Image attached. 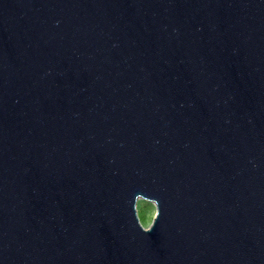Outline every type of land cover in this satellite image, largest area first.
<instances>
[{
	"label": "water",
	"instance_id": "obj_1",
	"mask_svg": "<svg viewBox=\"0 0 264 264\" xmlns=\"http://www.w3.org/2000/svg\"><path fill=\"white\" fill-rule=\"evenodd\" d=\"M0 264H264V0H0Z\"/></svg>",
	"mask_w": 264,
	"mask_h": 264
},
{
	"label": "rangeland",
	"instance_id": "obj_2",
	"mask_svg": "<svg viewBox=\"0 0 264 264\" xmlns=\"http://www.w3.org/2000/svg\"><path fill=\"white\" fill-rule=\"evenodd\" d=\"M136 210L140 223L144 226L149 221L151 223L155 214V204L152 201L138 198L136 201Z\"/></svg>",
	"mask_w": 264,
	"mask_h": 264
},
{
	"label": "clouds",
	"instance_id": "obj_3",
	"mask_svg": "<svg viewBox=\"0 0 264 264\" xmlns=\"http://www.w3.org/2000/svg\"><path fill=\"white\" fill-rule=\"evenodd\" d=\"M149 224H150V221H149L148 223H145V224H144V227H145V228H148V227H149Z\"/></svg>",
	"mask_w": 264,
	"mask_h": 264
}]
</instances>
